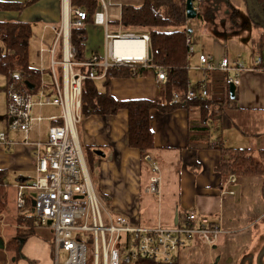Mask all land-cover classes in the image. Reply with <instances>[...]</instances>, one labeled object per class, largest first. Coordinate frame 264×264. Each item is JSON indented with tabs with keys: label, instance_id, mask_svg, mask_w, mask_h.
Segmentation results:
<instances>
[{
	"label": "crops",
	"instance_id": "obj_1",
	"mask_svg": "<svg viewBox=\"0 0 264 264\" xmlns=\"http://www.w3.org/2000/svg\"><path fill=\"white\" fill-rule=\"evenodd\" d=\"M0 1L10 3L27 0ZM104 1L109 4V26L113 32L125 29L120 24L124 4L139 6L145 2V0ZM231 2L234 5V13L238 14L237 11H241L237 5L238 1ZM69 5L73 6L71 0L67 3L66 0H37L20 10L0 8V22L29 23L32 29L31 38L37 44L35 56L41 66L43 62L44 64L47 62L49 66V54L45 52L42 61L40 49L52 46L55 40L53 27H58L63 17L65 24L69 21ZM194 6H197L195 1ZM245 7L247 24H242L237 17L231 28L223 25L214 27L208 25L202 18L201 22L204 25L198 32L199 38H202L199 45L196 43L192 46L191 35L194 30L188 28L187 23L192 47V51H188L189 83L195 87L206 83L209 96L199 98L206 99L208 104L205 107L180 106L168 112L151 110L155 148L150 152V156L159 165L160 193L147 190L152 172L148 175V182L143 184L140 151L130 147L128 143L127 110L120 109L112 115L84 116L78 128L82 145L93 146L95 151L103 152L102 155L96 153L93 174L88 166L87 169L100 193L99 196L114 213L125 215L134 226L150 227L158 224L173 226L179 223L183 214L192 210L211 218L221 226L223 232L214 246H209L199 239L185 241V244L174 253L171 262L175 264L177 261L179 264L187 262L235 264L251 239L248 230L252 226V221L250 222L247 214L249 211L245 209L244 199L236 200L234 189H230V186L238 181L239 175L232 174L236 180L230 182L229 177L223 178L217 170L222 158L219 146L249 148L257 157L260 149L264 147V66L256 64L259 57L264 58L263 34L262 42L259 41L260 34L264 32V18L253 6L252 11L249 4H245ZM199 14L200 11L197 17ZM250 24L252 27L247 26ZM99 26L103 27L99 35L100 42L102 41L101 48L95 49L90 55L86 54L88 58L95 53L104 54L105 27L94 21L85 23L86 30L88 31V28L89 31L95 30V33ZM112 27L114 28L111 29ZM88 41L89 36L87 38L89 45ZM143 42L141 38H118L115 41L116 53L123 55L124 58L142 55ZM30 47L29 44V62H32L33 52L31 53ZM257 50L260 53H255ZM58 52L61 53V45ZM199 54L210 55L216 65L225 56L231 63L240 60L244 69L240 74L239 85L235 86L234 98L230 93V85L227 87L224 84L225 74L218 69L210 70L202 66ZM39 68L41 67L35 69ZM161 86L156 73L138 77H114L110 82V92L119 100L133 98L158 100L161 97ZM100 87L104 90L101 85ZM213 131L220 133L218 138L213 137ZM16 133L21 135L9 134V139L17 140L19 142L17 145L0 144V169L6 170V179L9 175L15 176L17 182L14 183V187L17 189L19 184L31 182V177L36 174V161L33 150L23 143L24 134ZM33 133L38 138V133L35 131ZM30 139L36 140L35 136L31 135ZM255 144L260 147L254 149ZM256 175L261 177L259 185L264 192V175ZM16 210L19 216L17 206ZM6 218L4 213H0V222H4ZM18 228H21L18 222L11 226H0L2 244L0 264H55L53 242L40 233L23 240L22 257L16 259L15 252L6 249V243L7 239L16 235ZM199 242L209 248L210 258L205 256L199 245H190ZM183 251L186 255L191 254L190 260L199 263H191L186 256L180 259Z\"/></svg>",
	"mask_w": 264,
	"mask_h": 264
},
{
	"label": "built area",
	"instance_id": "obj_2",
	"mask_svg": "<svg viewBox=\"0 0 264 264\" xmlns=\"http://www.w3.org/2000/svg\"><path fill=\"white\" fill-rule=\"evenodd\" d=\"M98 1L100 6L93 15V21L105 27V51L102 57L95 53L88 59L75 58L72 28L83 27L89 14L86 9L69 5L68 25H65L63 17L61 24L53 27L55 40L52 46L40 49L42 61L44 53L49 54L48 70L52 79L47 80L41 68L38 69V83L25 79L22 71H14L6 84L7 127L6 132H0V144L17 145L19 142L10 140L9 133L22 132L23 143L33 150L36 161L35 179L17 186L16 205L20 214L32 215L38 226L51 229L54 234L55 264H90L89 250H93V264H132L138 258L167 263L173 260L174 253L187 240L199 239L214 246L223 230L205 215L191 210L183 214L179 223L173 226H134L125 215L114 213L97 193L88 173L78 132V125L83 120V82L86 79L104 78L110 67L137 65L155 67L159 84L162 85L165 79L164 67L161 64L153 66L149 62V33L122 29L111 31L109 4L104 0ZM195 8L197 12L200 11L199 6ZM124 37L143 39V54L133 58L117 54L115 41ZM187 43L191 52L190 38ZM199 60L206 69L222 71L227 87L239 85L240 74L244 69L240 60L231 63L225 56L216 65L208 54H199ZM256 64L264 66V58L259 57ZM182 96L183 93H175L172 102L178 103ZM200 96H209L206 83L198 87L189 83L184 93L185 99ZM37 107H55L60 113L34 115ZM44 120L50 121V125L43 138L40 124ZM32 131L38 133L36 140L30 139ZM145 158L152 163L147 190L160 193L159 165L150 154ZM235 180V175L229 176L228 181ZM25 189L28 194H25ZM90 239L93 244H90ZM61 250L68 253L62 263L59 258Z\"/></svg>",
	"mask_w": 264,
	"mask_h": 264
},
{
	"label": "trees",
	"instance_id": "obj_3",
	"mask_svg": "<svg viewBox=\"0 0 264 264\" xmlns=\"http://www.w3.org/2000/svg\"><path fill=\"white\" fill-rule=\"evenodd\" d=\"M37 0L25 2L5 3L0 1V8L23 9ZM264 1V0H260ZM72 5H77L88 11L87 21H93V15L98 8V0H71ZM201 14H199V17ZM85 22V23H86ZM188 18L186 16V0H145L142 5L124 4L120 24L124 31L145 29L150 36L149 50L151 51L150 63L155 66L161 64L165 70V79L162 83L158 100L149 98H133L119 100L110 92V82L114 77H138L156 73L155 67L119 66L110 67L106 76L101 80L86 79L83 82L82 114H116L120 109L128 111V143L141 154V165L146 155L155 148L154 132L151 128V110L171 111L180 106L205 107L206 99H185L184 93L190 82L188 72L187 39L190 31L187 29ZM170 30H165V29ZM135 29V30H133ZM144 33V32H137ZM32 35L31 25L20 21L0 22V74L4 75L7 82L11 73L22 71L25 79L38 83L39 71L33 68L29 62V41ZM88 31L83 27H73L71 41L75 48V58L88 59L85 54ZM1 43L5 48L1 46ZM102 57V55H100ZM100 81V82H98ZM100 85L104 90H101ZM175 93H183L178 103L172 102ZM87 166L93 174L96 151L93 146L82 145ZM222 158L217 170L223 178L230 175H264V147L259 151V157L253 155L249 148H226L219 146ZM259 158L258 160L256 158ZM6 170L0 169V213L6 208L5 195L8 182ZM97 190V188H96ZM98 193V190H97ZM100 194V193H98ZM30 204V202H29ZM20 220H26L27 224L18 221L15 236L6 243V249L15 252V258L22 257L21 246L23 240L32 235H38V225L32 215L18 216ZM52 242V240H50ZM132 264H175L174 262H158L153 259L138 258Z\"/></svg>",
	"mask_w": 264,
	"mask_h": 264
},
{
	"label": "rangeland",
	"instance_id": "obj_4",
	"mask_svg": "<svg viewBox=\"0 0 264 264\" xmlns=\"http://www.w3.org/2000/svg\"><path fill=\"white\" fill-rule=\"evenodd\" d=\"M238 1V8L241 11H237L238 14L234 13V5L231 2V0H195L196 5L199 6L200 10V17H195L193 19L188 20V28H192L194 30L193 34L191 35L192 38V46H194L196 43L199 45L201 42V39L199 38V31L204 25L201 21L202 18L208 22V25L219 27L220 25H223L224 27L231 28L233 27V23H236L235 20L240 18L242 24H247L245 22L246 16H247V8L245 7V4H249L250 11L251 6L254 7V4H258V0H237ZM230 8V9H229ZM226 10L228 11L226 13ZM264 23V20H263ZM248 27H252V25H247ZM112 27L111 29H113ZM264 28V27H263ZM103 30L102 26H99L96 30H90L88 28V36H89V45L87 44L85 49V54L90 55L95 49L101 48L102 41L100 42V32ZM135 30V29H133ZM145 29H136L135 32H144ZM262 34L264 38V32L260 34L259 41L262 42ZM104 35V33H103ZM30 44V51L33 52V55L31 56V59H33L30 64L32 66H35L37 69L38 67H41L43 69L44 75L48 78L47 80H51L52 76L50 75V71L48 70V63L46 62L43 66L40 65L38 58L35 56L36 51V42L33 41V38H30L29 41ZM91 44V45H90ZM1 46L3 48L4 45L1 43ZM255 53H260L259 50ZM88 58V56H86ZM61 58V56H60ZM39 68V69H41ZM57 69H60V66H57ZM6 81L4 75L0 74V132L4 131L6 132L7 127V97H6ZM59 109L55 107H42V108H35L34 115L41 114L42 116H48L50 114H57ZM50 125V121L44 120L41 122V135L42 137L46 136L47 128ZM79 128V125H78ZM34 132V131H33ZM33 132H30L31 136H35L37 139V135ZM10 135H18L20 136V133L16 132H10ZM213 137L218 138L219 134L218 132L213 131ZM84 145V144H83ZM243 145V144H242ZM246 145V144H245ZM250 145V143H249ZM260 146H257L255 144L254 149H258ZM256 158V157H255ZM257 160L259 158H256ZM156 161V160H155ZM264 162V161H263ZM264 164V163H263ZM151 166L152 163L150 161H144V163L141 165L142 175H143V184L148 182V175L151 173ZM246 176V177H245ZM36 177L32 176L31 181H33ZM260 176L257 175H239L237 177L238 181L236 183H233L230 186V189H234L235 196L234 198L236 200H240V198L244 199V205L245 209L248 210L247 214H249L250 222L252 221V226L249 228V233L251 234V239L247 242L245 245L246 250L242 253V255L238 258L237 263L235 264H264V192L260 188L259 180ZM8 182L7 187V193L5 195L6 199V208L3 210L2 213H4L7 218L4 222H0V226L8 225L11 226L14 223L17 224L18 221L22 222L23 224H27L26 220H20L18 219V210H16L15 203H17V189L14 187V183L17 182L15 176L9 175L8 179L6 180ZM25 194H28V190H24ZM160 192V190H159ZM18 209V207H17ZM20 215V214H19ZM243 225V224H241ZM1 231V230H0ZM38 232L44 236L45 238L52 240L54 239V234L52 233L51 229L46 226H38ZM76 235V234H75ZM9 239H7L8 241ZM92 241V239H90ZM93 244V241L90 243ZM192 245H199L200 249L203 250L205 253V256L210 258L208 247L205 246L203 243L199 242L198 244L191 243ZM11 252V251H10ZM68 253L64 250L60 251V262H64V260L67 258ZM182 255V256H181ZM180 255V259H184L185 256L188 257V261H191V263H199L196 261L190 260L191 254L188 253L186 255V252L183 251ZM88 260L90 264H93V250H89L88 252ZM176 262V261H175ZM176 264H179L177 261ZM181 264H188L187 263H181ZM200 264V263H199Z\"/></svg>",
	"mask_w": 264,
	"mask_h": 264
},
{
	"label": "water",
	"instance_id": "obj_5",
	"mask_svg": "<svg viewBox=\"0 0 264 264\" xmlns=\"http://www.w3.org/2000/svg\"><path fill=\"white\" fill-rule=\"evenodd\" d=\"M194 1L195 0H186V16L188 19H193L195 17H197L198 12L194 6ZM149 55H151V51L149 50ZM230 93L231 96L234 98L235 96V86L233 84L230 85ZM96 153L99 155H102L103 152L100 150H96ZM177 221V219H176ZM2 245V244H0Z\"/></svg>",
	"mask_w": 264,
	"mask_h": 264
},
{
	"label": "flooded vegetation",
	"instance_id": "obj_6",
	"mask_svg": "<svg viewBox=\"0 0 264 264\" xmlns=\"http://www.w3.org/2000/svg\"><path fill=\"white\" fill-rule=\"evenodd\" d=\"M254 9L256 12L261 13L262 17L264 18V1L258 0V4H254Z\"/></svg>",
	"mask_w": 264,
	"mask_h": 264
},
{
	"label": "bare ground",
	"instance_id": "obj_7",
	"mask_svg": "<svg viewBox=\"0 0 264 264\" xmlns=\"http://www.w3.org/2000/svg\"><path fill=\"white\" fill-rule=\"evenodd\" d=\"M67 2H68V0H66V3ZM67 6H68V4H66V10H67ZM66 19H67V17H66ZM68 19H69V14H68ZM65 25H68V22Z\"/></svg>",
	"mask_w": 264,
	"mask_h": 264
}]
</instances>
